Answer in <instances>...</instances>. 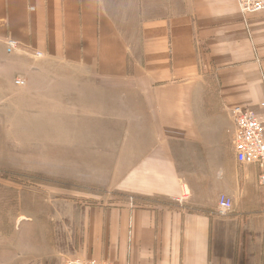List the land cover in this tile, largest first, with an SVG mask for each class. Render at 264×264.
<instances>
[{
	"label": "crops",
	"instance_id": "1",
	"mask_svg": "<svg viewBox=\"0 0 264 264\" xmlns=\"http://www.w3.org/2000/svg\"><path fill=\"white\" fill-rule=\"evenodd\" d=\"M121 1L0 0V176L116 195L77 206L70 188H35L40 200L51 193L42 214L69 231L71 258L264 264V168L228 164L217 180L187 181L173 154L176 145L199 151V167H219L222 152L234 159L231 109L263 112L264 11L243 16L234 0H135L143 8L129 37ZM221 195L232 200L226 216L216 212Z\"/></svg>",
	"mask_w": 264,
	"mask_h": 264
},
{
	"label": "rangeland",
	"instance_id": "2",
	"mask_svg": "<svg viewBox=\"0 0 264 264\" xmlns=\"http://www.w3.org/2000/svg\"><path fill=\"white\" fill-rule=\"evenodd\" d=\"M120 3H123V5L118 7L117 10L120 13L119 16L125 22L127 35L131 37L137 32V25L139 23L138 12L143 8L141 4L144 3V0H140L141 6H137V4L135 6V0H122ZM197 152L199 151L181 153L177 145L173 152L178 173L185 176L187 181H195L198 178H203L205 181L211 182L221 176V169L227 167L228 164L236 172L240 171L242 166H245L237 163L233 159L232 152H230V156L229 152H222L219 167L208 166L207 164L199 167L196 165ZM200 162L203 161L200 160ZM207 162L210 164V160H206ZM8 172H3L2 176H0V264H65L66 258H71L70 255H72L68 252L69 246L67 239L69 231L63 228L62 222L58 220L54 221L50 215L42 214V211L46 212L51 208V205L48 203V198H50L51 193L44 192V195L49 196L40 200L41 195L37 194L35 190V188H41V185H45L46 187L57 185L49 182L39 184L40 187L37 188V183L32 182L34 181L33 179L24 178V180H21L19 176L7 174ZM76 183V188L69 190L76 192L77 206L96 201L109 202L117 199L114 193L107 197L100 194L101 198L103 196L102 199H93L91 196L93 194L91 192L93 191L87 187L89 184L78 181ZM208 185V189L205 188L206 191L202 192L201 196L206 199L202 200L203 202L210 204V202L213 203V199L208 197L211 194ZM95 191L103 193L107 189L97 188ZM118 199L122 200L120 196ZM201 208L194 204L188 205V209L192 210ZM39 210L41 211L40 214ZM36 219L39 221H36ZM37 224L44 229L42 231L37 230ZM107 261L111 262L109 260Z\"/></svg>",
	"mask_w": 264,
	"mask_h": 264
},
{
	"label": "built area",
	"instance_id": "3",
	"mask_svg": "<svg viewBox=\"0 0 264 264\" xmlns=\"http://www.w3.org/2000/svg\"><path fill=\"white\" fill-rule=\"evenodd\" d=\"M239 12L248 16L264 11V0H235ZM22 85L21 79L15 80ZM263 110L257 117L249 108L234 106L231 116L235 123V135L233 140L234 159L242 165H257L264 168V102L260 104ZM264 182V174L259 177ZM232 208V200L224 195L219 196L217 214L226 216ZM65 264H112L107 260L66 258Z\"/></svg>",
	"mask_w": 264,
	"mask_h": 264
},
{
	"label": "trees",
	"instance_id": "4",
	"mask_svg": "<svg viewBox=\"0 0 264 264\" xmlns=\"http://www.w3.org/2000/svg\"><path fill=\"white\" fill-rule=\"evenodd\" d=\"M7 174H14L15 176H19V178L21 180H24V178H31L34 180L32 182L37 183V184H45V183L51 182V183L56 184L57 186L62 187V188L73 189V188H76V185H77L76 182H64L61 180H52L50 178H46V177L41 176V175L31 174V173H27V172L9 171ZM84 186H87V185H84ZM87 187H89L91 189V191H93L91 193L96 192L95 191V189H97L96 187H92V186H87Z\"/></svg>",
	"mask_w": 264,
	"mask_h": 264
}]
</instances>
